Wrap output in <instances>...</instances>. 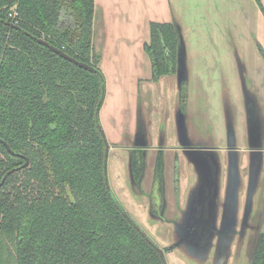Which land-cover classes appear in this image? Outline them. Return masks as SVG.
<instances>
[{"label":"trees","instance_id":"16d2710c","mask_svg":"<svg viewBox=\"0 0 264 264\" xmlns=\"http://www.w3.org/2000/svg\"><path fill=\"white\" fill-rule=\"evenodd\" d=\"M95 11V0H0V137L20 154L0 140V182L30 160L0 188V264H167L109 187ZM180 43L176 22L150 23L154 81L177 72ZM252 264H264V233Z\"/></svg>","mask_w":264,"mask_h":264},{"label":"rangeland","instance_id":"374dc122","mask_svg":"<svg viewBox=\"0 0 264 264\" xmlns=\"http://www.w3.org/2000/svg\"><path fill=\"white\" fill-rule=\"evenodd\" d=\"M166 1L172 11V16L179 17L176 23L183 36L186 66L189 63L187 60L189 56L190 62L196 65L193 68L194 77L190 78V70L187 67L188 78L182 82L187 94L184 100L179 79L176 81L173 76L167 77L165 83L150 88L142 85L141 94L138 97L140 108L144 106L145 110L142 118L139 117L136 143L142 144L148 152L146 182L137 184L133 178L130 165L131 146L128 142L129 145L124 143L121 147L110 148L108 151L106 158L108 183L126 211L144 232L165 250L167 264H252L258 237L264 233V165L257 174V180L254 179L251 188L250 182L255 172L249 164V157L247 166L243 168L244 164H241L239 171L237 181L239 193L235 192L234 195L236 197L239 194V197L243 198L239 219L242 222L246 210H248L252 222H245L244 228L238 224V227L231 232L227 230L229 234L223 247L224 239L221 233L224 222L218 221L220 215L217 214L216 227L213 228V234L208 239L207 250L205 251L203 248V252L206 254L201 253L202 251L196 252L186 238H184L185 241L180 242L181 225L185 227L187 220L182 202L179 204L168 196V204L163 208L164 210H161L160 214H153L151 211L155 208L148 204L151 200L146 191L151 183V177L148 175L152 172V153H154L149 148L154 141L151 132L155 137H158L160 147L164 152L166 158L165 176L170 184L173 185L175 170L179 171L182 179L188 177L190 180L188 188H184L185 184H182L183 197H188L191 193L190 186L196 184V180H192V176H190L191 168L194 166L186 162L185 159L182 161L180 153L177 157L175 151L169 148V142L173 136V139L178 140L181 145V126L178 118L182 123L185 120L184 130L191 144L199 148L207 147L216 160H221L223 156L227 158L223 172L219 171L218 176L224 179L227 177L228 184L230 177L228 156L234 153L228 148V144L231 142L229 127L236 135V150L240 157L245 158L249 155L250 141H247L249 122L246 114L249 91L256 90L255 97L259 99V119L264 118V0ZM151 2L160 5L162 0H151ZM148 3L151 5L150 1ZM96 8H98L97 5ZM139 11H143L140 4L137 7V12ZM178 12H181V16L178 15ZM217 59L225 62V71L229 72L226 77L223 76L221 69H217L220 72L217 76L216 69L206 70L201 66L205 60ZM101 63L102 58L100 67L106 78L105 98L108 93L110 95L111 91L113 93L104 101L100 112L101 120V114H103L105 121L104 110L111 109L117 114L118 106L121 101H124V98H127V95L125 96L119 86L116 87L117 80L111 82L107 78V75H112L114 72L113 63H110L111 67L105 65V68ZM128 71L129 69L124 67L122 73ZM203 73H209L208 81L202 76ZM213 74L214 80L211 79ZM258 93L260 96L257 95ZM101 122L105 129L103 121ZM124 140L132 139L126 135ZM180 150L183 151L182 145ZM217 170L216 166L213 169L214 172L212 171L215 176ZM151 194L153 201L157 202L160 193L156 186ZM172 194L170 192V196ZM249 194L252 197L248 205ZM189 199L186 201L190 204ZM236 199L237 197L235 201ZM236 205H238L237 201ZM233 208H235L234 204ZM232 224L234 223L231 222L230 225ZM181 230L185 231L184 228ZM184 234L186 236L187 231ZM178 241L180 244L176 246L175 243Z\"/></svg>","mask_w":264,"mask_h":264},{"label":"crops","instance_id":"0c3cea01","mask_svg":"<svg viewBox=\"0 0 264 264\" xmlns=\"http://www.w3.org/2000/svg\"><path fill=\"white\" fill-rule=\"evenodd\" d=\"M149 1L151 5H149L148 3ZM139 4L142 6L143 11L137 12V7L139 6ZM158 4H152L151 0H95V7L97 5L98 8H96L95 20H94V45L96 49L102 53L101 65L103 66V68H105L104 67L105 65L107 67H111L110 63H113L114 72H112V75H107L108 80H110L111 82L117 80V82L115 83L116 87L119 86L122 92L125 94V96L127 95V98H124V101L123 102L121 101V104L118 106L119 110L117 114L111 111V109L108 110L105 109L104 110L105 121L103 120V114H101L102 116L101 121H103L104 128L106 129V130L104 129L105 130L104 132L106 134V138L108 142L110 143L111 148H119L121 147V145H124V143H128V142H130V146H131L130 150L133 147L144 148L142 144L138 145L136 143L138 137V130H139L138 128L139 117L142 118L145 110L144 106L143 108H140L139 97H138V95L141 94L142 85H144V87L146 88H150L155 85L165 83L166 78L169 76H173L176 81H178L179 79L178 71L176 73L165 75L157 81H154L152 79L153 78L152 59L145 50V44L150 41V23L152 21L176 22V20L179 19L178 16H176V18L174 17L175 15L172 16V11L166 0H162V3H160V5ZM146 12L147 15H145ZM178 15L181 16V12H178ZM187 60L189 61L190 64L188 63L187 66L185 67V72L183 74L184 75L183 81H185L188 78L187 67L190 70L189 72L190 78L194 77L193 68L196 65L190 62L189 56ZM201 66H203V69L206 70L210 68L211 69L213 68V70L221 69L224 77H226L227 74L229 75V72L225 71V62L220 61L218 59L210 60V61L205 60ZM124 67H127L129 71L126 73H122V71H124ZM115 73L117 74L118 77L116 76ZM203 74L204 75L202 76L205 77L208 81L210 78L209 73H203ZM219 74L220 72H218L217 70L216 75L219 76ZM211 79L213 80L215 79L214 74L211 75ZM212 85L213 82L211 83V86ZM179 86H180V80H179ZM254 93H256L255 89H254ZM110 95H113L112 91L110 92ZM110 95L108 93L104 101H106ZM257 95L260 96V93H258ZM126 135L132 140L129 141L124 140ZM151 137L153 138L154 141L152 142L149 148L154 151H158L159 149L163 151L160 147V142L158 140V137H155L154 133L152 134V132H151ZM169 138H170V134H169ZM173 138L171 139V142H169V145L176 146L177 149L179 150L178 153H180L181 155L180 156L181 160L183 161V159H185L186 162H188L190 165L193 166V164L188 160V158L183 153V151L180 150V146H181L180 142L178 140H174ZM247 141H248V126H247ZM262 156L263 159L260 168L264 165V154ZM247 158L248 157L246 156L245 158H241L240 169H241V164H244L243 168L247 166V162H248ZM221 160H222V172H223V167L227 161V158L223 156ZM195 171L196 170L194 169V167L191 168L190 176H192L191 178L192 180H196L195 181L196 184L190 186L189 189L191 193L189 194L188 197H183L184 190L182 186V184L184 183L185 184L184 188H188L190 184L189 183L190 180L188 177H184L183 179L181 178V175H179V178L174 177L173 185H171L170 182L167 180L168 196L176 201L179 200L180 198V204L182 202V205L185 207L184 210H187L188 209L187 207L189 205V203L186 200H188L189 198L193 199L194 195L196 194V192L198 191L201 185L199 176L198 174H196ZM227 179H228L227 177L225 179L221 178V193H220V198L218 200V214L220 215V217H218V221L220 222L221 221L224 222L223 214L225 213L226 186L228 184ZM175 189L178 190V193L175 191ZM170 192L173 193L172 196H170ZM174 193L175 195H178V197H175ZM236 197H237L236 201L238 202V205H236V201H235ZM236 197H234V201H233V204L235 206V208H233V216H235L233 219V221L235 222L234 227L236 228L238 227V224H240L242 226L241 228H244V223L248 221L252 222V220L250 219L249 212L247 211L246 214L248 213L247 215L248 217L246 219L244 217L243 221L240 222L239 216L242 212L241 207L243 203L242 202L243 198L241 199V197H239V194ZM193 200H191L192 203ZM261 211L263 212V210Z\"/></svg>","mask_w":264,"mask_h":264},{"label":"water","instance_id":"95a60500","mask_svg":"<svg viewBox=\"0 0 264 264\" xmlns=\"http://www.w3.org/2000/svg\"><path fill=\"white\" fill-rule=\"evenodd\" d=\"M12 24V23H10ZM179 28V25H178ZM180 30V28H179ZM181 35V43H180V49H179V56H178V74H179V80L180 84L183 82L185 67H186V61H185V46H183L182 42V33L180 31ZM40 42L50 46L54 50L58 51L62 56L65 58L71 60L75 64L85 67V68H91L93 67L89 65L86 62L80 61L75 57H72L68 55L63 50L50 45V42L45 40L44 38L39 39ZM256 93L249 91L247 93V119H248V140L250 141V146L248 148L249 150V157L250 159V166L252 167L253 171L255 172V175H252L250 188L253 186L254 179L258 178L257 174L260 172L262 165V159L264 154V118L259 119V105H258V97H255ZM258 118V119H257ZM179 125L181 126V133H180V141L181 145L183 146V153L186 155L188 160L193 164L194 169L196 170V174H198L200 179V188L194 195V200L189 199L190 204L188 205V209L184 210L187 220H186V226L184 227L181 225V229L184 228L185 231L180 229L181 234V241H185L184 238L188 239L195 249L196 252L202 251L201 253L206 254L203 252V248L206 251L208 247V239L213 234V228L216 227V219L218 214V200L220 198L221 193V178L218 176L219 171H222V160L218 159L216 160L213 156V154L210 152V149L197 147L196 145H193L189 142L187 139V133L184 130L185 127V120L182 121L178 118ZM260 120V121H259ZM231 124V123H230ZM229 124V126H230ZM228 126V127H229ZM102 134L104 135V138L106 140V155L108 154V151L110 149V143L108 142L106 138V134L104 132L103 127L101 126ZM229 136L231 139V142L228 144V148L234 153L228 156V163L230 165L228 174H229V184L226 191V203H225V213L223 214V220H224V226L222 227V237H223V247L225 245V241L228 237L229 232H231L233 229H235L233 221V201H234V195L239 193L238 190V179H239V171H240V160L241 157L238 154L237 149V141H236V135L233 133L231 127H229ZM0 140L5 144L7 149L12 154H19L16 153L9 145V143L5 140H3L0 137ZM20 155V154H19ZM239 155V156H238ZM26 162L22 164L21 166L14 167L10 169L2 178L0 182V188L5 183L9 175L14 173L15 171H18L22 168H25L29 165L30 160L27 156H25ZM107 158V157H106ZM107 162V160H106ZM105 162V169L107 172V163ZM214 165V166H213ZM213 166V168H212ZM218 168L216 176L212 173L214 167ZM214 172V171H213ZM231 178V179H230ZM108 179V178H107ZM199 184V181H198ZM110 187V186H109ZM203 190V191H202ZM202 191V192H201ZM251 194V192H250ZM249 194V200L248 205L250 204L252 195ZM193 200V203L191 202ZM217 204V205H216ZM248 210H246L247 212ZM245 219L248 217V213L246 214ZM234 222V224L231 225V228L229 226L230 222ZM212 222L214 225L212 226ZM179 229V228H178ZM229 232H228V231ZM187 231V235L185 236V232ZM184 234V236H183ZM180 242H176L175 245L178 246ZM159 250L162 254V256L165 258V250L159 247ZM166 260V259H165Z\"/></svg>","mask_w":264,"mask_h":264},{"label":"flooded vegetation","instance_id":"af4514ba","mask_svg":"<svg viewBox=\"0 0 264 264\" xmlns=\"http://www.w3.org/2000/svg\"><path fill=\"white\" fill-rule=\"evenodd\" d=\"M111 148V147H110ZM169 148L173 149L175 151V154L177 157H179V150L177 149L176 146L171 145ZM152 150V149H150ZM147 150L141 147H133L131 148V154H130V165H131V171H132V175L134 180L137 182V184H143V182H146V172H147V162H146V158H147V154L148 152H146ZM154 153L153 157H152V174L150 173L148 175V177H151V183L150 185L147 187V196L148 198H150L151 202H149L148 204L151 207H154L155 209L152 210L151 212L153 214L155 213H161V210L163 211L164 207L168 204V195H167V186H168V182L166 179V158L164 157V152L160 151V149L158 151H154L152 150ZM135 152V154L137 156H139V158L137 159V161L135 160L134 162V166H135V171H133V163L131 161L132 159V154ZM179 161V160H177ZM134 174L136 176V178L134 177ZM174 177H178L179 178V171L175 170L174 173ZM156 186L157 190H159L160 193V198L158 197V201L154 202L152 199V192L154 191V187ZM175 191L178 193V190L175 189ZM174 196L177 197L178 195ZM174 197V198H175ZM177 203L180 204V198L179 200H177ZM233 212V211H232ZM233 222V221H232ZM231 223V222H230ZM229 223V226L231 228V225ZM234 223V222H233ZM222 253V252H220Z\"/></svg>","mask_w":264,"mask_h":264},{"label":"built area","instance_id":"2783aa9c","mask_svg":"<svg viewBox=\"0 0 264 264\" xmlns=\"http://www.w3.org/2000/svg\"><path fill=\"white\" fill-rule=\"evenodd\" d=\"M17 14L18 13L16 11L9 13V17L13 20L14 24L19 23V20L17 19Z\"/></svg>","mask_w":264,"mask_h":264}]
</instances>
